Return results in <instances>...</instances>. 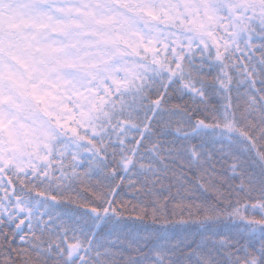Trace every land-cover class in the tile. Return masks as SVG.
<instances>
[{
	"label": "snow or ice",
	"instance_id": "snow-or-ice-1",
	"mask_svg": "<svg viewBox=\"0 0 264 264\" xmlns=\"http://www.w3.org/2000/svg\"><path fill=\"white\" fill-rule=\"evenodd\" d=\"M0 264H264V0H0Z\"/></svg>",
	"mask_w": 264,
	"mask_h": 264
}]
</instances>
